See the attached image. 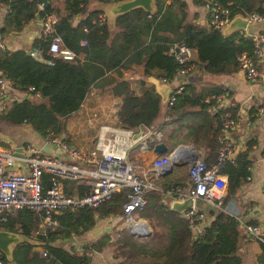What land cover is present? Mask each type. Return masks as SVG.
<instances>
[{"label": "trees", "instance_id": "trees-1", "mask_svg": "<svg viewBox=\"0 0 264 264\" xmlns=\"http://www.w3.org/2000/svg\"><path fill=\"white\" fill-rule=\"evenodd\" d=\"M87 1L51 0L46 7L39 8L34 0H0V4L6 7L1 34L20 30L36 12L40 17L46 12H55L58 14L55 30L61 37L62 46L74 52L71 59L50 57L42 61L23 49L0 50V73L10 80L11 88L27 93L22 99H12L0 108V122L27 124L44 139L62 134L63 140L70 143L65 129L66 117L79 108L91 89H107L121 101L116 111V125L134 129L138 126L155 127L161 133L167 152L189 142L203 148L202 158L206 166L215 162L222 114L228 111L236 120L237 108L227 106L207 112L206 107L214 104L211 95L225 93V88L196 85L184 79L181 91L175 94L172 104L164 105L158 121L161 98L154 85L141 79V92L130 94L121 68L143 62V74L155 67L153 73L156 77L171 79L177 69L186 66V62L179 61L172 51H165L180 43L195 48L207 73H230L237 70L239 53L252 54L250 37L242 29L235 28L224 34L216 28L192 22L187 18L188 4L184 0L168 3L152 0L150 11L136 6L118 13L112 18L116 29L111 31L101 10L85 9ZM99 1L108 4L119 0ZM191 1L195 4L206 2L208 6L216 2L226 6L231 17L251 12L264 16V0ZM77 13L82 16L73 24L71 17ZM99 14H103L100 25L96 23ZM80 40L85 43L81 44ZM47 43L48 37L39 36L32 47L48 57ZM29 86H33V90H29ZM34 91L39 93L37 99L33 96ZM256 109L252 106L249 112ZM250 144L248 140L232 160H224L218 168L227 177L224 203L249 174L247 154ZM60 181L68 193L87 189L74 179L62 178ZM41 183L43 189L49 186L47 172L42 173ZM159 183L182 186L181 177L177 175L161 176ZM125 190H119L96 207L62 209L55 214L58 224L47 227L36 236V242L41 241L45 254L34 249L33 241L24 239L12 246V264H89V253L105 247L111 249V264H240V258L235 254L240 227L234 215L212 210L211 218L203 226L204 231L193 235L186 218L169 209L162 193L153 189L144 190L143 205L132 212L150 225L151 231L143 239L121 227L89 238L79 248L66 245L67 241L63 245L55 242L56 239L62 242L71 236L90 235L97 220L111 214L123 217ZM41 218L42 212L21 208L5 225L12 229L15 223H19V233L27 238L37 229ZM259 246L256 262L264 264V243ZM0 256L9 264L1 251Z\"/></svg>", "mask_w": 264, "mask_h": 264}, {"label": "built area", "instance_id": "built-area-1", "mask_svg": "<svg viewBox=\"0 0 264 264\" xmlns=\"http://www.w3.org/2000/svg\"><path fill=\"white\" fill-rule=\"evenodd\" d=\"M165 1L168 3L172 0ZM239 16L245 19L247 25L255 24L256 28L245 33L252 41V54L241 52L237 55V70L243 74L247 82H256L259 79L257 64L264 55V30L257 28V24L264 19V16L255 12ZM232 17L226 6L216 2H211L208 6L207 25L209 27L220 31L226 30ZM57 20L58 14L55 12H46L39 18L40 36L48 37L46 48L48 57H44L41 50L37 48L27 51L32 57L42 61H47L50 57L63 59L74 57L71 49L62 46L61 37L55 30ZM96 23L99 25L103 23V14L98 15ZM80 43L84 44L85 41L80 40ZM188 70L189 66L186 65L177 69L171 79L166 77L159 79L170 89L164 99L166 105L172 104L175 94L181 91L184 81L182 77H185ZM28 89L33 90V86H29ZM11 90L13 88H11L10 80L0 73V98L9 94ZM33 96L39 97V93L34 91ZM224 96V93L211 95L214 104L207 105V112L227 107L223 104ZM254 114H257L264 122L263 107H258ZM235 125L236 120L228 111H225L222 114L217 136L218 149L215 162L209 166L205 165L202 153L184 145L168 152L155 154L144 167L138 170L128 157L130 149L136 143L143 144L145 138L153 145L160 139V135L144 126L134 129L109 122H100L97 125L92 146L86 150L74 143H67L63 140L62 134L47 137L44 141L58 145L64 153L63 156L44 153L33 145H27L23 151L25 155L21 158L26 163V171L14 170L16 156L7 148L0 146V224L7 222L8 218L21 208L42 212L41 221L33 233L36 238L37 234L43 233L47 227L58 224L55 214L62 209L96 207L111 198L114 193L126 189V200L122 204L124 222L130 225V233L135 236H144L147 234V226L141 220L134 218L132 212L143 205L144 190L153 189L169 198L183 200L191 197L193 202L198 200L202 203L204 208L199 209L192 203L191 207L181 212L192 234H201L204 231L206 208L232 214L223 202L227 192V177L219 173L218 168L224 160L233 159L235 151L231 133ZM172 161L184 162L187 166L189 181L184 187L159 183L160 177L163 176L161 173L171 166ZM43 172H47L50 178V184L46 189H43L41 183ZM248 177L247 175L246 178ZM62 178L74 179L87 189L80 193L65 192L60 181ZM261 193L264 196V181ZM232 215L239 220L247 236L259 243H264V226L241 221L236 214ZM19 225L18 223L17 228ZM34 243L39 246L38 252L45 254L41 241L35 240ZM0 264H7L1 256Z\"/></svg>", "mask_w": 264, "mask_h": 264}, {"label": "crops", "instance_id": "crops-1", "mask_svg": "<svg viewBox=\"0 0 264 264\" xmlns=\"http://www.w3.org/2000/svg\"><path fill=\"white\" fill-rule=\"evenodd\" d=\"M184 1L188 4L187 18L202 27H208V4H206V2L195 4L192 3L191 0ZM48 3H51V0H48ZM36 4L39 7L37 2ZM110 4L111 3H103L99 0H88L85 5V9L101 10L104 16L107 17L106 19L109 21L111 31H114L116 27L112 23V18L116 14L110 13ZM5 14L6 7L0 4V29L3 26V18ZM81 16L82 13L73 15L70 20L71 23H76ZM257 28L264 30V19L257 24ZM253 29L255 28L247 26L246 28H243L242 31L246 33L252 31ZM229 31L228 27H226V30L221 32L225 34ZM39 36V22L35 20L34 17L33 19L27 21L20 30H10L7 33H0V50L12 51L15 49H23L28 51L33 48L32 43ZM171 51L178 60L186 62V65L189 66V70L184 79L189 80L196 85H218L224 87L225 96L223 98V104L225 106H236V125L231 133L233 149L235 151L233 158L236 153L243 149L245 143L250 140L251 144L247 154L250 161L249 177H245L243 179L238 190L225 202V206L229 212L236 214L241 221L255 223L263 227L264 196L261 193V187L264 181V122L257 114L255 115L254 112H249V110L252 106H255L256 108H264V55H262V60L257 64L259 79L256 82H247L239 70H235L233 72L231 71L230 73H207L204 69V62L198 60L196 50L193 47H186L178 43L173 44V46L165 51V53H169ZM121 70L122 78L127 82L128 92L130 94L136 95L141 92V86L139 83L141 79L147 84L152 83L157 92L158 89L164 85L159 81L160 78L154 75L153 72L156 71L155 67L150 68L147 74H143V62L131 63L127 68H121ZM26 95V92L13 89L9 94L0 98V108H2L10 100L22 99ZM34 98L37 99V97ZM120 102V98L117 95L111 94L107 89L102 91H89L83 98L79 108L65 119V129L70 134L71 143H74L85 150L90 148L93 143V136L96 127L100 122L111 121V123L115 124L116 111L120 106ZM163 111L164 105H160V115L157 118L158 121L161 119ZM147 128L158 132L160 135L159 140H162L161 133L155 127ZM43 141L44 138L33 131L27 124L23 123L15 125L0 122V146L7 148L11 152L15 146H20L22 151H25L26 146L29 144L40 150V146ZM184 143L186 144L183 145H189V142ZM191 145L199 153L203 154V148L201 146L195 147L194 144ZM152 146L153 145L147 140V138H145V142L143 144L139 145L136 143L130 149L129 157L131 159L133 157L139 159L142 158V156H150L152 158L155 155V153L151 151ZM147 163L148 162L143 164L146 165ZM143 164L137 167L138 170H140V167L145 166ZM178 164L184 165L183 170L177 174V176H180L182 180L181 187H184L189 181L187 166L184 162H178ZM13 169L20 171L23 170L18 164H15ZM162 196L163 200L169 206V202L173 198H169L164 195ZM196 207L204 208L205 206L198 202V206ZM205 211L207 214L203 225H205L206 221L211 218L212 209L206 208ZM133 216L139 220L142 219L136 214ZM143 220L147 224V234H149L151 231L150 225L145 219ZM5 223H2V225H5ZM17 224L18 223H15L12 229L7 228V230L17 232L19 235L20 233L18 231ZM98 224L104 228L108 227V229L104 231L111 232V229L117 230L123 227L125 222L121 220L118 214H111L104 219L97 220L96 226ZM239 227L240 231L237 237L235 254L240 258V264H257L256 254L260 249L259 242L253 240L250 236H247L240 224ZM0 228L6 229L1 226ZM33 233H31L27 239L35 242L36 238H34ZM93 237L95 236L87 233L79 238L71 237L70 240L65 239L62 242L60 239H56L55 242L63 245L64 242L67 241L68 243H66V245L73 244L75 248H79L80 245L87 243L89 238L91 239ZM89 254V264H111L112 257L111 249L109 247H105L101 251H92Z\"/></svg>", "mask_w": 264, "mask_h": 264}, {"label": "water", "instance_id": "water-1", "mask_svg": "<svg viewBox=\"0 0 264 264\" xmlns=\"http://www.w3.org/2000/svg\"><path fill=\"white\" fill-rule=\"evenodd\" d=\"M39 4V8H44L48 5V0H34ZM136 6H140L143 9L150 11L152 10L153 6H152V0H119L117 2H112L110 4V13L112 14H118L124 11H127L133 7ZM35 20H37L39 22V14L38 12L35 13L34 15ZM247 26L252 27V28H256L255 24H246V21L244 18H242L239 15H235L232 17V19L230 20L229 24H228V28L229 30L232 29H243L246 28ZM185 78V77H182ZM170 92L169 87L164 84L163 86H161L158 89V93L160 94V98L162 100L165 99L166 95ZM181 147L184 146L183 144H179L176 147ZM191 148L194 149V147L189 144L187 145ZM175 147V148H176ZM173 148V149H175ZM40 150L41 152L44 153H55V154H59L61 156L64 155L63 151L60 149V147L58 145H54L52 142L49 141H43L41 146H40ZM151 151L155 154H161L166 152V145L164 144V142L162 140H158L156 141L153 146ZM13 154L16 156V158L14 159V164H18L22 167L23 171H26V163L23 159H21L25 154L22 151V148L20 146H15L12 150ZM178 162L172 161L171 166L169 168H167L166 170H164L161 174L165 175L167 174L169 171H171L172 165L176 164ZM192 203L195 206H198V200H194V202L192 201L191 197H186L183 200H177V199H172L169 202V209L179 212L181 213L183 210H185L186 208L191 207ZM143 224H145L147 226V224L145 223V221L143 219H140ZM124 228L130 231V225L128 223H125ZM107 228H104L101 225H97L95 226L91 231L90 234L92 236H96L99 233H101L104 230H107ZM132 234V233H131ZM72 237V236H71ZM71 237L68 238V240L71 239ZM26 237H24L23 235H18L17 232L11 231V230H7L4 228H0V251L5 255L6 259L8 260L9 264H12L11 261V250H12V246L15 245L16 243L24 240Z\"/></svg>", "mask_w": 264, "mask_h": 264}, {"label": "rangeland", "instance_id": "rangeland-1", "mask_svg": "<svg viewBox=\"0 0 264 264\" xmlns=\"http://www.w3.org/2000/svg\"><path fill=\"white\" fill-rule=\"evenodd\" d=\"M91 90H94V91H98V90H96V89H91ZM99 91H102V90H99ZM162 100V99H161ZM160 105H165L164 104V102H163V100L161 101V104ZM67 118V117H66ZM105 122H110L111 123V121H105ZM97 128V127H96ZM68 135H69V137H70V134H69V132H68ZM129 154H130V152H129ZM129 154H128V157H129ZM143 158V159H142ZM142 158H139V159H136V157H133L132 159L129 157V159H130V161H131V163H132V165H134L135 166V168L136 169H138L137 167L138 166H140L141 164H143V163H146V162H149V160L151 159V157L150 156H142ZM137 165V166H136ZM143 165H145V164H143ZM142 165V166H143ZM183 167H184V165H182V164H178V163H176V164H173L172 165V168H171V171H169L167 174H165V175H163L162 177H173V176H175V175H177L178 173H180L181 172V170H183ZM132 216H133V213H132ZM241 216V215H240ZM134 217V216H133ZM120 218H121V220L122 221H124V217H121L120 216ZM108 223V222H107ZM0 226L1 227H5L6 229H7V226L6 225H2V224H0ZM122 226V225H121ZM124 227V226H123ZM114 234V233H113ZM112 235V234H111ZM146 235H148V234H146ZM146 235H144V236H142V237H140V236H137L138 237V239H143L144 237H146ZM26 240H28L27 238H26ZM35 248V250H37L38 251V249H39V246L38 245H36V246H34Z\"/></svg>", "mask_w": 264, "mask_h": 264}]
</instances>
